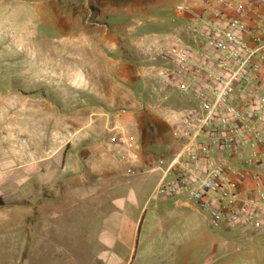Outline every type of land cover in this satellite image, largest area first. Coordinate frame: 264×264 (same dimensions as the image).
<instances>
[{"label":"crops","instance_id":"0c3cea01","mask_svg":"<svg viewBox=\"0 0 264 264\" xmlns=\"http://www.w3.org/2000/svg\"><path fill=\"white\" fill-rule=\"evenodd\" d=\"M98 70L133 86L153 77L149 69ZM97 86L100 95L91 100L69 94L19 99L24 107L18 131L10 125L0 133V183L10 179L9 193L0 190V264H59L61 256L53 249L59 245V214L39 209L29 223L14 216L26 219L30 212L5 217L2 210L5 204H22L14 194L32 187L43 202H88L99 222L98 252L83 264H235V253L248 264L254 253L260 255L261 235L249 239L237 230L214 228L193 205L153 195L160 181L156 160L171 143L165 106L148 116L135 99L111 102L112 92L123 97L131 87ZM59 111L68 115L65 125H59ZM117 134L132 144L112 141Z\"/></svg>","mask_w":264,"mask_h":264},{"label":"built area","instance_id":"2783aa9c","mask_svg":"<svg viewBox=\"0 0 264 264\" xmlns=\"http://www.w3.org/2000/svg\"><path fill=\"white\" fill-rule=\"evenodd\" d=\"M177 29L153 35L152 79L186 105L169 108L154 196L193 205L214 228L264 236V0L180 3ZM112 141L130 146L131 138Z\"/></svg>","mask_w":264,"mask_h":264},{"label":"rangeland","instance_id":"374dc122","mask_svg":"<svg viewBox=\"0 0 264 264\" xmlns=\"http://www.w3.org/2000/svg\"><path fill=\"white\" fill-rule=\"evenodd\" d=\"M215 1L0 0V133L12 129L10 125L18 131L19 109L24 107L19 99H54L57 94L65 99L69 94L91 100L100 95L97 85L105 82L131 87L123 97L112 92L111 102L135 99L143 106L142 113L148 116L155 115L159 105L184 107L185 101L177 95H169L166 100L165 92L149 76L133 86L129 85L130 80H115V73L106 77L97 71L115 66L148 69L147 48L153 35H165L181 24L178 31L183 37H189L185 23L174 12L175 6L183 3L196 8ZM59 114V125H65L68 115L60 111ZM171 122L170 119L169 129ZM141 124L149 130L146 121ZM81 125L82 122L76 123V128ZM84 132L86 129H80L81 134ZM166 137L169 140L170 133ZM6 179L0 183L4 195L10 188V179ZM14 197L22 204H5L2 207L5 217L9 212L12 215L19 210L30 212L31 216L27 215L26 219L14 216L16 221L30 223L35 222V212L39 209L59 214L55 221L60 228L59 245L53 246L54 252L61 256L59 264H71L75 257L76 263L82 264L95 258L99 222L91 215L88 202L81 199L68 203L43 202L33 187L15 193ZM260 237H263L258 240L262 253H254L248 264H264V236ZM71 249L76 256H71ZM241 259L242 255L235 253V264H242Z\"/></svg>","mask_w":264,"mask_h":264}]
</instances>
